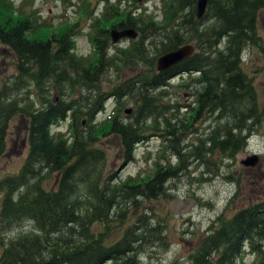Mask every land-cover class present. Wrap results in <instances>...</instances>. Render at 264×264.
<instances>
[{
  "label": "trees",
  "instance_id": "trees-1",
  "mask_svg": "<svg viewBox=\"0 0 264 264\" xmlns=\"http://www.w3.org/2000/svg\"><path fill=\"white\" fill-rule=\"evenodd\" d=\"M100 1L102 12L89 23L92 51L86 57L74 52L77 20L55 29L33 25L0 0V44L14 67L10 79L0 80V157L10 121L18 115L26 122L25 156L15 173L0 178V232L27 228L5 243L0 264H142L139 254L164 239L161 223L126 212L142 198L165 196L190 157L206 165L216 154L233 158L264 116L240 58L247 47L264 58L257 31L264 0H207L200 17L195 0H158L157 13L122 8V0ZM111 28H132L136 35L120 47L111 43ZM185 44L192 46L189 55L156 68L159 55ZM124 69L131 73L120 80ZM112 74L116 81L106 90L103 78ZM170 86L188 92V112L180 115L176 103L164 101ZM108 96L113 109L97 124ZM127 99L132 111L124 115ZM65 119L66 133L51 131ZM201 120L207 124L200 133L193 124ZM150 134L164 138L174 163L156 161L141 178L118 181L107 174L98 138L116 137L123 160L132 161L135 145ZM51 177L55 185L47 188L44 179ZM243 252L264 264V197L218 215L186 264H236Z\"/></svg>",
  "mask_w": 264,
  "mask_h": 264
},
{
  "label": "rangeland",
  "instance_id": "rangeland-1",
  "mask_svg": "<svg viewBox=\"0 0 264 264\" xmlns=\"http://www.w3.org/2000/svg\"><path fill=\"white\" fill-rule=\"evenodd\" d=\"M12 9L13 14L22 13L30 17L33 25L47 26L55 29L61 23L78 21L80 34L74 39V52L86 57L91 56V43L89 42V23L92 17H98L103 9L100 0H4ZM112 0H109L111 2ZM69 2V3H67ZM122 0V8L130 9L131 5L143 8L146 11L157 13L158 0H140L129 4ZM138 9H136L137 11ZM159 18V15L156 19ZM257 31L264 42V12L257 16ZM127 39L122 38L115 44L126 46ZM111 51V50H110ZM12 54L0 44V80H6L14 74ZM241 67L253 79L257 91L258 101L264 104V58L254 48L247 47L241 54ZM129 69H124L119 79L130 75ZM112 74L103 78V88L108 90L115 82ZM177 78L170 80L174 85ZM111 88V87H110ZM51 94H56L52 91ZM30 99L37 101L36 94ZM164 101L176 103L178 113L182 115L187 111L184 105L191 103L187 91L167 87ZM113 99L108 96L104 102L102 112L96 114L94 122L100 121L111 113ZM124 115L132 111L130 100L123 102ZM68 120L65 119L51 127V131L66 133ZM207 121L202 120L193 124L200 133L205 129ZM192 128H189V131ZM26 122L21 116L16 115L10 121L5 150L0 157V178L4 175L15 173L26 152ZM183 134V135H182ZM186 139H194V134L182 133ZM163 137L150 134L148 139L135 145L133 160H123L119 150L118 140L112 135H105L95 142V145L104 151V170L107 174H114L117 180L130 177H145L152 169L153 163H174L175 158L166 145ZM256 156L252 165H244L241 160L250 155ZM218 154L211 158L212 164H204L190 157L187 170L181 172L169 182L168 192L157 199H144L138 202L135 209L130 208L126 216L143 215L145 222L161 223L160 234L164 239H156L153 245L146 247L139 254L142 264H171L176 260L180 264L187 263L188 254L195 249L200 240L208 232L210 225L216 223L220 214L229 215L237 208L247 205L264 197V116L261 123L252 130L247 137L246 144L233 158L219 157ZM210 163V162H209ZM211 170L210 168H213ZM52 177H54L52 175ZM44 179L48 188L55 185V178ZM53 184V185H52ZM1 199V193H0ZM133 219V218H132ZM23 226L9 232H0V252L5 243L26 230ZM162 241V243H160ZM236 264H257V257L253 253L243 252Z\"/></svg>",
  "mask_w": 264,
  "mask_h": 264
},
{
  "label": "water",
  "instance_id": "water-1",
  "mask_svg": "<svg viewBox=\"0 0 264 264\" xmlns=\"http://www.w3.org/2000/svg\"><path fill=\"white\" fill-rule=\"evenodd\" d=\"M207 0H195V16L200 17L205 10ZM136 35L135 31L132 28H122L114 29L111 28L109 31V36L111 42H116L121 37H131L134 38ZM192 51V46L190 44L181 45L176 49L167 51L159 55L155 60V66L158 70L166 69L169 66L177 63L178 61L185 58ZM255 155H250L241 160V163L244 165H252L256 161Z\"/></svg>",
  "mask_w": 264,
  "mask_h": 264
}]
</instances>
